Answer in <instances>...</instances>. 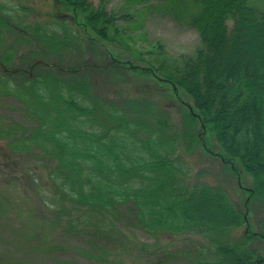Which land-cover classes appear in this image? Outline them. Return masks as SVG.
Listing matches in <instances>:
<instances>
[{"label":"trees","instance_id":"1","mask_svg":"<svg viewBox=\"0 0 264 264\" xmlns=\"http://www.w3.org/2000/svg\"><path fill=\"white\" fill-rule=\"evenodd\" d=\"M180 1L197 8L190 23L199 34L201 46L193 56L178 59L166 52L161 41L142 35L135 39L125 33L126 29L117 27L116 18H129V14L115 16L102 6L95 7L91 0H61V4L72 10L78 25L92 38L122 40L120 50L128 57L110 52L114 57L109 60L113 61L109 69L121 70L120 77L134 74L145 78L165 96L177 99L180 111L186 106L202 130L200 135L189 132L184 139L199 143L205 155L220 160L223 166L232 165L239 176L246 172L253 179L252 190L264 195V9L250 0ZM54 47L51 51L56 54ZM0 62L8 68L10 54ZM37 64L68 76L78 72L76 67L62 69L40 58L29 69ZM85 67L96 73L106 72L104 67ZM16 69L20 75L25 74L26 68ZM51 77L46 74L38 79L33 100L19 89L30 134L15 123L0 132V137L18 136L12 149L20 155L33 149L36 157L56 162L50 174L56 196L53 204L58 206L53 225L64 221L69 232L77 231L73 213L90 212L100 215L101 220L108 215L119 219L120 208H127V218L132 219L127 227L136 223L155 235L161 231L205 239L206 249L213 248L214 257L202 247L192 264H254L261 258L257 251L245 249L243 241L231 245V231L246 219L227 191L184 179L179 139L163 131L167 123L164 111L150 108L149 118L140 101L128 99L136 104V112L109 107L103 115L100 111L99 120L85 100L50 95L44 84ZM10 87L0 85V92L10 94L14 91ZM177 93L188 103L180 101ZM209 140L215 144L210 146ZM156 206L161 212L155 210ZM139 250L150 253L145 247ZM207 254L212 259L206 258Z\"/></svg>","mask_w":264,"mask_h":264},{"label":"rangeland","instance_id":"2","mask_svg":"<svg viewBox=\"0 0 264 264\" xmlns=\"http://www.w3.org/2000/svg\"><path fill=\"white\" fill-rule=\"evenodd\" d=\"M250 1L264 9V0ZM91 2L115 16L129 14V18H116L117 27L126 29L125 33L135 39L142 35L154 42L161 41L166 52L176 59L193 56L201 46L199 34L190 23L191 14L197 10L191 3L188 5L180 0ZM78 19L83 22L82 18ZM77 22L72 10L56 0H0V58L10 54L9 69L29 71V65L38 58L62 69H78L68 76L37 64L30 76L29 73L8 74L0 68V85H9L14 90L10 94L0 92V132L16 123L30 134L32 130L18 97V93L22 95L19 89L33 100L37 81L46 74L52 76L44 84L50 95H56V99L67 96L85 100L94 108L99 120L109 107L136 112V104H130L128 99L140 101V107L147 110L144 113L149 118L150 108L162 110L167 120L164 133L179 139L181 163L185 165L181 173L184 179L189 183L206 182L224 188L246 219L245 224L231 231V245L238 246L243 241L245 249L257 251L264 259V195L257 189L252 190L250 175L241 172L242 177L239 176L232 165L223 166L220 160L205 155L199 143L184 139L189 132L200 135L202 130L186 106L180 111L176 98L174 101L165 96L145 78L134 74L118 76L121 70L109 69L113 64L109 60L114 56L128 57L120 50L122 40L92 38ZM53 44L58 50L56 54L51 51ZM110 52L114 56L109 55ZM228 55L232 59L231 53ZM85 65H107L106 72L89 71ZM30 87L33 90H26ZM180 96L182 99L177 93L180 101L188 103L182 94ZM159 131L162 132V128ZM17 137H0V264H192L198 250L206 249L207 242L198 236H171L161 231L155 235L136 223L127 227L132 220L127 218L130 214L127 208H120L119 219L108 215L101 220L100 215L90 212L73 213L76 232H69L64 221L53 225L58 206L53 204L56 196L50 174L56 162L36 157L33 149L25 155L14 152L12 146ZM209 141L210 146L215 144L214 140ZM17 167L26 174L24 178L15 170ZM155 210L161 212V207L156 206ZM80 229L87 230L79 232ZM142 247L150 253H141ZM206 251L214 255L213 248ZM210 255L205 257L212 259Z\"/></svg>","mask_w":264,"mask_h":264},{"label":"flooded vegetation","instance_id":"3","mask_svg":"<svg viewBox=\"0 0 264 264\" xmlns=\"http://www.w3.org/2000/svg\"><path fill=\"white\" fill-rule=\"evenodd\" d=\"M56 2L58 3V4H61V0H56ZM1 65H2V63H0V68H2L1 67ZM24 71V73H27L28 71H27V69H25V70H23ZM0 168H2V167H0ZM15 170H17V172L19 173V175L21 176V177H25L26 176V174L21 170V169H19L18 167L17 168H15ZM19 176V177H20Z\"/></svg>","mask_w":264,"mask_h":264},{"label":"water","instance_id":"4","mask_svg":"<svg viewBox=\"0 0 264 264\" xmlns=\"http://www.w3.org/2000/svg\"><path fill=\"white\" fill-rule=\"evenodd\" d=\"M6 71H8L7 69H5ZM9 72H11V73H14V72H16L15 70H11V71H9ZM261 263H264V259L263 258H258V259H256L255 261H254V264H261Z\"/></svg>","mask_w":264,"mask_h":264}]
</instances>
